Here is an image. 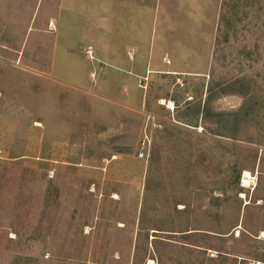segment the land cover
Returning a JSON list of instances; mask_svg holds the SVG:
<instances>
[{
    "label": "rangeland",
    "instance_id": "374dc122",
    "mask_svg": "<svg viewBox=\"0 0 264 264\" xmlns=\"http://www.w3.org/2000/svg\"><path fill=\"white\" fill-rule=\"evenodd\" d=\"M263 254L264 0H0V264Z\"/></svg>",
    "mask_w": 264,
    "mask_h": 264
},
{
    "label": "trees",
    "instance_id": "16d2710c",
    "mask_svg": "<svg viewBox=\"0 0 264 264\" xmlns=\"http://www.w3.org/2000/svg\"><path fill=\"white\" fill-rule=\"evenodd\" d=\"M234 85H238L240 87V89H243V86H244L241 80H237L234 83ZM225 91L226 92H224L222 94L223 96L236 95V96H239V97L244 98V99L247 98V94L245 92H241V90H234L233 88H231V86L228 87ZM204 112L208 113L207 115H210L209 118H213L214 117V114H212L213 113V109L211 108L210 101H208L205 104ZM212 115H213V117H212ZM217 115H220V114H217Z\"/></svg>",
    "mask_w": 264,
    "mask_h": 264
},
{
    "label": "bare ground",
    "instance_id": "6f19581e",
    "mask_svg": "<svg viewBox=\"0 0 264 264\" xmlns=\"http://www.w3.org/2000/svg\"><path fill=\"white\" fill-rule=\"evenodd\" d=\"M173 103H170V107L173 108ZM252 175L250 174V172L246 171L244 173V178H243V183L244 185H249L250 184V181L252 180Z\"/></svg>",
    "mask_w": 264,
    "mask_h": 264
},
{
    "label": "built area",
    "instance_id": "2783aa9c",
    "mask_svg": "<svg viewBox=\"0 0 264 264\" xmlns=\"http://www.w3.org/2000/svg\"><path fill=\"white\" fill-rule=\"evenodd\" d=\"M94 54H95L94 48L92 46L87 47V49H86V55L88 56V58L90 60L95 59Z\"/></svg>",
    "mask_w": 264,
    "mask_h": 264
},
{
    "label": "water",
    "instance_id": "95a60500",
    "mask_svg": "<svg viewBox=\"0 0 264 264\" xmlns=\"http://www.w3.org/2000/svg\"><path fill=\"white\" fill-rule=\"evenodd\" d=\"M263 258H264V254H263Z\"/></svg>",
    "mask_w": 264,
    "mask_h": 264
},
{
    "label": "crops",
    "instance_id": "0c3cea01",
    "mask_svg": "<svg viewBox=\"0 0 264 264\" xmlns=\"http://www.w3.org/2000/svg\"><path fill=\"white\" fill-rule=\"evenodd\" d=\"M148 69H149V68H148ZM148 69H147V70H148ZM171 103H172V102H171Z\"/></svg>",
    "mask_w": 264,
    "mask_h": 264
}]
</instances>
